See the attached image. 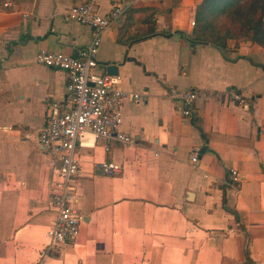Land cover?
Segmentation results:
<instances>
[{
  "label": "crops",
  "instance_id": "obj_1",
  "mask_svg": "<svg viewBox=\"0 0 264 264\" xmlns=\"http://www.w3.org/2000/svg\"><path fill=\"white\" fill-rule=\"evenodd\" d=\"M82 1L0 0V264H264V48L191 41L203 0H97L101 14L128 8L102 36L99 72L120 64V88L147 99L122 105L134 145L88 136L76 149L79 235L43 255L54 176L38 135L66 75L35 55L90 43L64 20ZM189 91L185 118L174 93Z\"/></svg>",
  "mask_w": 264,
  "mask_h": 264
},
{
  "label": "built area",
  "instance_id": "obj_2",
  "mask_svg": "<svg viewBox=\"0 0 264 264\" xmlns=\"http://www.w3.org/2000/svg\"><path fill=\"white\" fill-rule=\"evenodd\" d=\"M96 5L97 0H84L64 14L66 22H77L91 29L90 43L76 56L46 50L35 55L38 65L61 70L66 75L65 103L63 106L56 102L50 104L38 135V144L44 148L54 176L50 184V201L55 218L46 234L43 255L50 249L75 242L79 235L82 216L73 204L75 183L80 172L76 149L85 145L88 136L95 141L113 140L125 146L134 145V138L122 129V105L126 99L135 104L147 99L143 94L124 92L118 77L99 72L97 54L102 36L118 24L128 8L113 4L108 12L101 14L97 12ZM174 97L182 105V115L189 118V108L197 94L193 91L176 92ZM231 97L239 100L235 93ZM191 162H197L196 153L192 155ZM101 167L107 175L118 174L121 169L110 163H103ZM231 177L234 183L238 182L237 172L231 171Z\"/></svg>",
  "mask_w": 264,
  "mask_h": 264
},
{
  "label": "trees",
  "instance_id": "obj_3",
  "mask_svg": "<svg viewBox=\"0 0 264 264\" xmlns=\"http://www.w3.org/2000/svg\"><path fill=\"white\" fill-rule=\"evenodd\" d=\"M222 17L238 25L243 35L264 48V0H203L196 10L191 41L224 48L226 41L234 38V34L229 29L222 34L217 28L215 22Z\"/></svg>",
  "mask_w": 264,
  "mask_h": 264
},
{
  "label": "rangeland",
  "instance_id": "obj_4",
  "mask_svg": "<svg viewBox=\"0 0 264 264\" xmlns=\"http://www.w3.org/2000/svg\"><path fill=\"white\" fill-rule=\"evenodd\" d=\"M215 25L221 31L222 34L227 29H229L232 32V34H234V38H232L230 40L235 41V43H237V44L249 41V37H247L246 35H243L244 32L239 31L238 25H236V24L234 25V24L230 23L228 18H225V17L220 18L218 21L215 22Z\"/></svg>",
  "mask_w": 264,
  "mask_h": 264
},
{
  "label": "water",
  "instance_id": "obj_5",
  "mask_svg": "<svg viewBox=\"0 0 264 264\" xmlns=\"http://www.w3.org/2000/svg\"><path fill=\"white\" fill-rule=\"evenodd\" d=\"M118 66H120V64H111L110 66L107 67L106 74L111 75V76H117Z\"/></svg>",
  "mask_w": 264,
  "mask_h": 264
}]
</instances>
